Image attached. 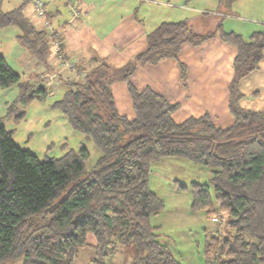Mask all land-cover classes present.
Listing matches in <instances>:
<instances>
[{"label": "trees", "instance_id": "trees-1", "mask_svg": "<svg viewBox=\"0 0 264 264\" xmlns=\"http://www.w3.org/2000/svg\"><path fill=\"white\" fill-rule=\"evenodd\" d=\"M29 1L4 10L0 0V27L20 28L19 41L48 66L52 39L25 14ZM217 1L220 12L214 15L202 11L160 22L147 33L144 51L122 66L76 64L80 75L64 82L66 89L53 106L101 150L92 168L86 165L90 152L85 145L40 159L15 142L0 117V261L75 264L79 249L91 247V264H115L118 251H123L122 264H183L151 223L164 202L149 185L154 162L181 156L209 168L211 175L206 182H178L177 187L190 189L194 209L207 208L209 215L225 210L233 230L208 239L206 264H264V110L242 107L239 87L261 67L264 28L248 39L225 30L224 13L237 0ZM217 35L236 49L230 126H217L208 114L177 122V103L131 81L140 65L178 58L183 43L198 45ZM180 67L185 77L186 65L180 62ZM116 81L128 84L133 117L117 108L111 88ZM15 84L21 92L14 103L22 106L12 105L10 115L17 109L21 118L29 102L47 97L44 87L22 82L0 54V85Z\"/></svg>", "mask_w": 264, "mask_h": 264}, {"label": "rangeland", "instance_id": "rangeland-1", "mask_svg": "<svg viewBox=\"0 0 264 264\" xmlns=\"http://www.w3.org/2000/svg\"><path fill=\"white\" fill-rule=\"evenodd\" d=\"M22 1L3 0V8L12 9ZM144 1L146 2L142 3L139 16L144 18L145 27L153 25L150 27L154 29L156 23L161 22H157L159 13L154 11V8L157 9L159 6L160 0H156L157 3ZM170 2L172 4L162 6H165L168 11L171 8L177 13L172 16V20L175 21L189 18L193 14H201L202 11H209L213 7V0H170ZM32 3L31 0L27 4V13L31 11ZM184 6L190 9L188 10ZM60 10L63 18H60L61 21L52 23L54 27L59 23L64 24L70 17L68 7L64 5ZM228 12L230 15L224 19V28L242 33L245 39H248L252 31L264 28V0H237L228 7ZM44 24L48 25V23ZM19 34L22 35V32L15 25L0 27V54L21 74L22 82H29L36 88L42 86L48 94L44 100L34 99L29 102L23 109L24 115L18 118L16 112L21 109L22 105L14 102L21 92L20 87L16 84L10 87L0 85V117L3 118L6 128L13 130L15 142L22 148L32 150L40 159L58 158L68 150H78L82 145H85L90 152L86 165L88 168H92L100 157L101 150L92 139H87L84 133L76 130L69 123L61 109L53 106L66 89L64 82L72 78L77 79V76L80 75L77 70L70 69L71 67L75 68L76 63L71 67L62 66V59L58 57L57 44H54L55 39H53L51 41L52 53L49 55L48 61L50 65L41 64L34 54L19 41ZM119 41L124 43L123 40ZM122 47L125 50L129 48L127 45ZM70 59L66 56V60L72 62L73 60ZM65 68L73 70L74 73L69 74L68 69ZM45 73L55 75L50 85L43 82ZM245 78H247L248 90H259L264 82V70L262 73L249 74ZM60 79L62 82L57 86ZM113 83H115L114 87ZM113 83L111 88L118 110L133 117V105L124 83ZM12 105L19 110H14L16 112L10 115L9 108ZM251 105L256 107V104L251 103ZM257 107L264 110V102ZM210 175L209 168L181 156H167L152 164L149 185L151 190L163 199L164 206L159 214L152 216L151 223L157 226L159 239L172 248L175 256L183 264H206L208 239L213 235H226L229 231H233L228 228V213L225 210L217 209L215 214L209 215L206 211L207 208L194 209L190 189L177 187L178 182H184L187 185L193 181L206 182ZM89 240L93 241L91 234ZM93 256L94 250L91 247H82L79 249L75 264H91ZM123 257V251H118L113 261L115 264H122ZM0 264H20V261L1 260Z\"/></svg>", "mask_w": 264, "mask_h": 264}, {"label": "crops", "instance_id": "crops-1", "mask_svg": "<svg viewBox=\"0 0 264 264\" xmlns=\"http://www.w3.org/2000/svg\"><path fill=\"white\" fill-rule=\"evenodd\" d=\"M148 1L157 3L156 0ZM32 2L31 11L27 13L25 8V14L38 28L46 29L52 40L59 34L63 40L65 56L71 58L70 60L77 66L86 68H93L102 61L115 67L124 65L137 53L144 51L146 35L152 29L150 26H153L145 27L144 18L139 16L142 3L146 2L144 0H44L48 9L44 16L37 14L34 0ZM159 3L157 9L154 8V11L159 13L157 22L172 20V16L177 13L162 6L172 4L170 0H160ZM64 5L70 9L69 19L64 24L52 26V23L63 18L60 8ZM212 6V9L205 11L209 15L219 11L217 0H213ZM224 14L227 17L230 15L228 9ZM195 16L199 14H193L191 18ZM119 40H123L124 43ZM125 45L129 46L127 50L122 47ZM50 48L52 51L53 46ZM235 55V47L222 40L219 35L198 45L185 42L181 46L178 58L170 57L157 63L142 64L130 79L140 90L149 87L168 101L177 103L178 107L173 112V118L177 122L190 116L200 117L208 114L217 126L225 128L234 122V116L229 108V85L234 75ZM180 62L186 65L185 77L182 76ZM65 69H68L69 74L74 73L69 68ZM70 69L77 70L72 67ZM263 70L264 57L261 67L252 73H262ZM60 80L57 86L62 82V79ZM246 80L244 77L239 86L241 93L244 94L240 105L261 110L257 106L264 102V93L262 94L264 82L259 90L252 91L248 90ZM116 82L124 83L131 99L128 84L125 81ZM114 85L115 83L113 87ZM251 103L256 104V107Z\"/></svg>", "mask_w": 264, "mask_h": 264}, {"label": "built area", "instance_id": "built-area-1", "mask_svg": "<svg viewBox=\"0 0 264 264\" xmlns=\"http://www.w3.org/2000/svg\"><path fill=\"white\" fill-rule=\"evenodd\" d=\"M34 4H35V10H36L38 15H40V16L46 15V13L48 12V9H47V6L43 0H34ZM54 39H55L54 44L55 45L57 44L56 47H57V51L59 53L58 57L62 59V66L63 67L74 66L75 62H73V61L70 62V61L66 60V58L64 57V53L62 50L63 40L61 39L59 34H56ZM54 76H55L54 74H51V73L46 74L45 73L43 75L44 84L50 85L53 81Z\"/></svg>", "mask_w": 264, "mask_h": 264}]
</instances>
